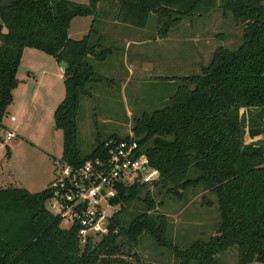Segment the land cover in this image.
<instances>
[{
  "label": "trees",
  "instance_id": "16d2710c",
  "mask_svg": "<svg viewBox=\"0 0 264 264\" xmlns=\"http://www.w3.org/2000/svg\"><path fill=\"white\" fill-rule=\"evenodd\" d=\"M114 1L116 19L136 27H145L155 12L161 36L184 16L215 8L244 24L237 48L218 45L200 73L184 76L164 106L144 111L133 125L140 145L160 171L157 185L180 195L190 186H203L216 195L217 232L181 248L170 235L167 216L154 210L150 190L142 197L146 183H134L120 189L117 199L123 204L110 232L82 244L78 226L63 227L62 218L48 209V186L35 192L6 186L0 187V264H129L118 254L127 245H137L143 233L173 249L179 264H227L216 254L235 245L238 264H264V0ZM101 2L0 0V122L20 82L24 48L53 55L67 64L65 96L55 108L54 124L63 131L62 158L74 165L103 153L109 139L128 137L116 132L97 137L86 155L77 146L81 99L92 96L91 84L104 78L89 57L105 60L112 48L94 42L91 28L74 38L69 27L80 15H93L94 22ZM134 198L145 205L126 224L122 212Z\"/></svg>",
  "mask_w": 264,
  "mask_h": 264
},
{
  "label": "rangeland",
  "instance_id": "374dc122",
  "mask_svg": "<svg viewBox=\"0 0 264 264\" xmlns=\"http://www.w3.org/2000/svg\"><path fill=\"white\" fill-rule=\"evenodd\" d=\"M75 1L88 2L89 0ZM107 16H112L111 10ZM97 19L98 17L93 22L91 17L77 16L69 27V31L80 38L85 32L82 30H88L92 26V40L98 42L100 40L98 35L101 34L102 46L112 48L105 60H95L92 56L89 57L104 78L91 84L92 96H83L81 99L77 116L79 129L77 146L82 155L92 151L97 137L105 139L111 133L116 132L119 137L138 138L133 129L134 118L144 111L151 112L164 106L168 98L183 83L184 76L200 73L202 66L211 61L213 50L218 45H226L231 49L237 48L242 42L244 29V24L237 22L232 13L224 15L220 8L204 14L186 15L172 26L171 40H168V44L164 46L167 50H171L180 45L179 50L186 51L185 58L181 59L186 69L182 72L177 71L183 64L175 63V60H178L175 59V55H158V57L154 54L156 47L153 45L152 53L147 57L153 64L152 70L144 73L136 70L128 77L124 73V63H126L124 46L119 40H114L117 34L113 30H103L100 26L101 20ZM158 26V16L155 12H151L147 28L141 32L155 36ZM193 46L198 50L206 46L205 53L207 54L209 50L211 53L198 56L197 49L196 54L195 51L192 52ZM208 47L210 48L207 49ZM29 64L28 61L22 63L21 76ZM34 71L37 73L36 69ZM53 84H59V87L64 85L63 82L56 80ZM16 104L14 99L7 108V114L0 122V187L23 186L35 192L48 185L49 165H51L50 178L54 177L56 158L61 157L60 153L54 155L53 151L46 153L42 145L54 144L55 150L60 149L63 132L55 127L54 118H50L51 114L49 116L45 113L41 116L42 112L33 109L22 127V133H17L9 141L13 144L17 139L22 138L21 134L29 140H23L21 144L17 147L15 145L9 151L5 141L7 130L13 129L19 123V120H11L12 114L19 119V112L14 108ZM1 137L4 140H1ZM246 139L250 140V136H246ZM155 182L146 183L141 195L144 197L145 191L150 190L156 202L154 210L167 216L170 235L181 248L188 247L197 239L207 240L217 232L220 210L214 193L203 186H190L180 195L168 192L166 188H161ZM208 199L211 200L210 203ZM143 205L145 202L137 198L131 200L130 203H125L126 208L122 212L124 223L127 224L143 208ZM61 225L69 227V222L62 221ZM100 238L94 236L93 240L98 241ZM124 251L118 254V257H123L129 264H141L142 261L151 264L180 263L173 249L158 245L149 233H143L137 245L132 248L127 245ZM134 251L138 253V258ZM238 255L237 245L216 254L220 261L227 264H238Z\"/></svg>",
  "mask_w": 264,
  "mask_h": 264
},
{
  "label": "built area",
  "instance_id": "2783aa9c",
  "mask_svg": "<svg viewBox=\"0 0 264 264\" xmlns=\"http://www.w3.org/2000/svg\"><path fill=\"white\" fill-rule=\"evenodd\" d=\"M11 119L15 120V116L11 115ZM15 135L14 129L7 130L6 140ZM106 146L103 153L78 165L62 156L56 158V174L48 184V209L69 222V227L78 226L82 244L89 237L110 232L111 221L123 204V200L117 199L122 186L149 183L160 177L159 169L151 163L138 138L110 139Z\"/></svg>",
  "mask_w": 264,
  "mask_h": 264
},
{
  "label": "crops",
  "instance_id": "0c3cea01",
  "mask_svg": "<svg viewBox=\"0 0 264 264\" xmlns=\"http://www.w3.org/2000/svg\"><path fill=\"white\" fill-rule=\"evenodd\" d=\"M110 10L112 13L111 17L107 16ZM117 11H118V3L116 1L102 0V2L100 3L98 7L96 17H98L97 20L99 19L101 20L100 26L103 27L102 29L103 30L105 29L113 30V32L117 34V38L114 40H119L124 46V59L126 62L124 63V67H125L124 73L128 77L134 74L136 70H140L142 73L152 70L153 64L151 61H149L150 59H148L147 57L150 56V54L152 53L151 50L153 48L152 47L153 45L156 47V49L154 50L155 55L157 56L158 55L159 56L160 55H164V56L175 55V59H178L177 61L175 60V63L177 65H179V63L183 64L184 61H181V59L185 58L186 51H184L183 49L179 50L180 45H177L175 49H171V50H167L166 48H164V46L168 44L167 41L171 40L170 32L166 36H161L159 32H157L155 36L147 35L144 32H141V31L146 30L147 25L145 27H136L130 24L122 23L116 19ZM80 16L81 17H91L92 20L94 19L93 15H80ZM90 28L88 30L87 29L82 30L85 32H83L80 38L84 34L88 33ZM69 34L70 36L74 38H79L76 35H74L72 31H69ZM98 36H99V39L101 40L102 35L100 34ZM91 38H92V35H91ZM100 40L98 41L99 43H101ZM189 48H188V51L190 52ZM209 48L210 47H208L207 49ZM196 49L197 48H195L194 46L192 47V52L195 51V54H196ZM205 49H206V46H204L200 50L197 49L198 56L209 55L211 53V51L209 50V52L206 54ZM194 58H195V55H194ZM25 61L26 62L28 61V64L30 62L31 65L29 64V66H27L28 68L25 69L26 70L25 73H23V75L21 76L20 66ZM34 69L37 70V73H35ZM185 69L186 68L183 64V66L177 71L182 72ZM17 74L20 79V82L18 86L14 88L13 98L16 100L17 104L19 103V105L16 104L14 106L16 111L19 112V119L17 118L15 114H12L15 116V120L13 121L19 120V123L13 128L16 134L22 133L21 132L22 127L24 126L25 121L28 120L30 114H32L31 111L33 109L35 110L38 109L40 112H42L41 116H43V114L45 113H48L49 116L51 114L50 118L51 117L54 118L55 108L65 96L64 69L62 67V63L59 62L53 55L45 52L44 50H41L36 47H30V46L25 47ZM166 76H169V75H166ZM54 80H56L57 82H63L64 85L62 87H59L60 86L59 84H53ZM59 135L60 134L58 133L57 136L59 137ZM21 137H22L21 139H17V141L14 142L13 144L10 143L12 138L10 139V141L5 140L6 144H8L10 148H12L15 145L17 147L19 144L22 143L23 140L25 141L29 140L28 137H25L22 134H21ZM62 139H63V135H62ZM53 147H54V144H51V146L42 145V148L46 153L47 152L52 153L53 151V154L55 153L54 155H58V153H60L62 156L63 142H62V146H60V149L56 148L55 150ZM50 167L51 165H49V170H48V180H47L48 184L52 179L50 178L51 177ZM30 181H28V183H30Z\"/></svg>",
  "mask_w": 264,
  "mask_h": 264
},
{
  "label": "water",
  "instance_id": "95a60500",
  "mask_svg": "<svg viewBox=\"0 0 264 264\" xmlns=\"http://www.w3.org/2000/svg\"><path fill=\"white\" fill-rule=\"evenodd\" d=\"M67 66V64L65 62L62 63V67L63 69H65V67Z\"/></svg>",
  "mask_w": 264,
  "mask_h": 264
}]
</instances>
